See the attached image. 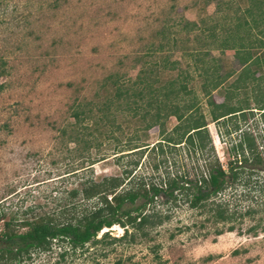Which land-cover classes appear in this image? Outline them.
Returning a JSON list of instances; mask_svg holds the SVG:
<instances>
[{
    "label": "rangeland",
    "instance_id": "374dc122",
    "mask_svg": "<svg viewBox=\"0 0 264 264\" xmlns=\"http://www.w3.org/2000/svg\"><path fill=\"white\" fill-rule=\"evenodd\" d=\"M253 1L0 0V217L58 212L78 201L68 191L87 178L99 181L131 170L126 181L140 176L161 184L199 171L201 152L183 143L164 153L152 149L164 135H175L174 115L164 119L163 133L158 125L145 128L150 116H141L143 101L136 111L127 100L117 103L116 87L132 88L138 75L149 77L153 87L170 80L177 89L186 84L190 93L172 101L181 108L193 103L192 116H204L213 146L202 151L205 158L215 155L226 168L230 148L243 138L264 157V116L255 108L263 98L264 68L253 62L264 59L256 39L261 34L253 27L246 35L248 70L258 79L249 77L242 87L232 85L244 66L235 50L216 47ZM238 32L245 37L243 28ZM221 76L228 77L211 90L216 102L251 110L217 124L203 88ZM106 102L108 118L101 120ZM75 110L83 112L79 123ZM81 130L87 134L78 140ZM254 166L257 173L249 174L253 165L247 163L235 185L217 196L235 212L231 221L207 219V212L190 208L181 195L176 204L161 195L144 209L155 222L161 217L160 223L129 227L122 238L119 224L104 227L98 242L65 252L53 244L24 264H264V171ZM247 207L252 212L245 215Z\"/></svg>",
    "mask_w": 264,
    "mask_h": 264
},
{
    "label": "trees",
    "instance_id": "16d2710c",
    "mask_svg": "<svg viewBox=\"0 0 264 264\" xmlns=\"http://www.w3.org/2000/svg\"><path fill=\"white\" fill-rule=\"evenodd\" d=\"M244 11L247 18L236 17L234 30L230 31L216 46L220 49H234L240 63L244 65L238 75L237 82L232 84L234 88L245 85L244 81L249 77L253 80L258 79L254 76L255 72L248 70L252 56L249 50L251 43L246 39V35L250 34L249 32L253 27L258 28V33L261 34L256 39L259 47L264 49V0H254L253 5L245 8ZM248 17L251 20H248ZM192 25L195 26L196 24L192 23ZM240 28H243L245 37L239 34L238 30ZM254 59L255 64L261 62V66L264 68V59L260 60L259 57ZM227 75L231 76L232 74ZM224 77L221 76L211 80L210 88L207 86L203 88L207 97L206 102L210 106L209 115L212 121L217 124L221 120L224 121L226 116L232 117L237 115L236 113L251 110L248 106H233L225 101L216 102L211 90L220 86ZM139 83L143 86L134 87L135 84ZM174 83H176L174 80H170L161 87H153L149 77L143 78L138 75L132 88L122 90L119 86L116 87L115 99L117 103H120L121 100H127L125 104L128 106L129 103L132 104L135 111L145 107L141 115L142 118L147 121V115L150 116V120L145 125L146 129L152 125H158L161 127V132L164 133V119L174 115L179 120V124L172 129L175 135H164L161 141L152 146V149L157 148L160 153H164L167 149L183 143L195 153L201 152L203 166L199 171L192 177L188 174H182L168 178L166 182L161 184L152 181L146 182L140 176L131 177L126 181L128 175L131 174V170H124L121 175L104 176L99 181L87 178L80 182L79 187L68 191V196L71 199L78 198V201L70 204L66 203L58 212L46 211L32 216H28V212H24L20 217L12 216L8 219L2 216L0 217V220H2L0 227V264H24L32 259L34 253L46 252L51 249L53 244L64 247V252L66 248L71 250L81 249L88 242H98L97 233L102 228L111 227L114 224H119L124 228V234L120 237L122 238L128 234L129 227L134 230H141L146 225L160 223L162 221L161 217L155 222L151 219L154 214H147L144 209L147 204L155 202L158 196L161 195L166 196L165 201H171L174 204H176L177 195H181L183 202L187 203L190 208L207 212L209 214L207 219L212 218L215 222L231 221L233 219L235 212L231 210L229 203L217 199V196L226 188L235 185L243 169L247 168V163L253 165V168H248L249 174L258 172L254 165L262 167L264 171V157L257 151L254 142L243 138L230 148L233 158L229 159L226 168L223 167L215 155L213 160L208 159V157L205 158L202 151L208 146L209 151L213 150L206 120L203 115L192 116L193 103L181 108L172 101L180 92L190 93L184 82L178 85V89L173 86ZM1 87L0 84V89ZM262 93L263 98H259V105L255 108L259 109L264 116V89ZM229 97L225 95L226 99ZM128 99L133 100L128 102ZM110 107L111 104L108 102L103 105L101 111L104 112L100 117L101 120L108 118ZM150 107H154L152 114L147 109ZM187 110L190 113L185 115L184 112ZM82 114V110L73 111L76 123L84 119ZM96 123L97 121L94 122V124ZM90 131L91 129L88 133ZM77 133H79L76 136L78 140H83L81 134H87L82 130L77 131ZM141 146H134L130 149ZM145 146V148H148V145ZM93 199H96L93 204H86L87 201ZM138 200H141V202L137 203ZM251 212L252 209L247 207L243 214L248 215ZM232 228L233 226L230 225L229 229L232 230ZM130 234L133 236L132 232ZM108 235L107 231L104 232L103 238Z\"/></svg>",
    "mask_w": 264,
    "mask_h": 264
}]
</instances>
